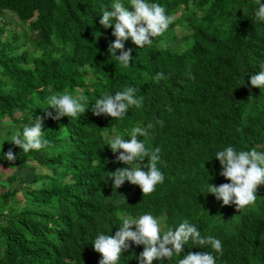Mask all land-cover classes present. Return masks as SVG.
Segmentation results:
<instances>
[{"label":"trees","instance_id":"1","mask_svg":"<svg viewBox=\"0 0 264 264\" xmlns=\"http://www.w3.org/2000/svg\"><path fill=\"white\" fill-rule=\"evenodd\" d=\"M114 2L0 0V264H99L97 234L114 236L122 217L148 213L166 230L188 220L222 244L217 253L189 240L179 256L153 264L204 251L216 264H264V185L239 211L207 192V182L230 183L219 175L218 151L264 152V88L250 85L264 65L258 0H148L174 21L143 48L125 41L128 66L108 51L114 29L99 23ZM126 87L143 98L139 107L117 119L93 115L97 99ZM65 90L86 97L85 113L45 119L48 144L38 151L12 144L32 115H44L47 98ZM149 123V135L138 138L160 149L163 183L144 195L127 181L113 190L109 173L127 165L115 163L109 139L128 140ZM9 149L12 162L3 159ZM142 251L132 244L118 264H138Z\"/></svg>","mask_w":264,"mask_h":264},{"label":"clouds","instance_id":"2","mask_svg":"<svg viewBox=\"0 0 264 264\" xmlns=\"http://www.w3.org/2000/svg\"><path fill=\"white\" fill-rule=\"evenodd\" d=\"M254 16L256 20L264 21V2L258 0ZM173 21L174 16L166 14V9L158 3L129 0L126 6L121 0H115L110 5V10L106 8L103 11L99 23L105 29H114L112 35L115 41L109 44L108 51L123 66H128L132 60V50H125L124 42L130 39L138 48H143L151 44L154 37L162 35ZM118 50L119 56L116 55ZM162 75L157 74L156 79L159 80ZM189 78L194 79V76L189 73ZM250 85L252 88H264V65H261L258 74L251 76ZM135 92V88L126 87L114 95L105 94L95 101L91 111L97 117L104 115L113 119L121 118L126 115L130 106L141 105L143 98H137ZM47 103L48 108L43 110V116H36L33 120L32 115L31 124L24 126L22 133L20 131L12 137L11 143L26 153L31 150L38 151L48 144V141L43 139L42 131L45 119L59 121L63 117H77L87 110L86 97L82 94L74 96L67 90L61 94L51 95L47 98ZM48 109L55 110V114ZM157 123L162 124L163 121ZM153 127L154 125L149 123L147 127L134 128L128 140L119 135L109 139L108 144L112 153H119L115 163L127 165L109 173L113 190L120 188L127 181L131 185L139 186L144 195L150 194L158 184L163 183L164 175L157 167L160 149H148L138 138L148 136L149 130ZM3 159L12 162L16 156L9 149L3 155ZM145 159L147 163H143ZM215 159L221 166L219 175L230 183L216 186L207 182L208 194L222 201L224 206L235 205L237 211L254 204L258 186L264 185V152H259L254 147L250 150L237 151L234 147L227 146L216 153ZM189 240L201 247L210 246L217 253L222 250L219 239L212 236L202 237L197 227L188 220H184L174 229L169 227L162 231L160 220L150 213L138 218L122 217L114 236L98 233L92 245L94 251L102 257L99 264H118L121 255L128 251L132 244L143 245V251L136 257L138 264H153V261L179 256L184 252L185 244ZM178 264H216V258L208 251L189 252L179 259Z\"/></svg>","mask_w":264,"mask_h":264},{"label":"rangeland","instance_id":"3","mask_svg":"<svg viewBox=\"0 0 264 264\" xmlns=\"http://www.w3.org/2000/svg\"><path fill=\"white\" fill-rule=\"evenodd\" d=\"M9 20L11 21V24H15L16 25V21H15V19L13 17H9ZM36 172L38 173V172H41V171L36 170ZM32 174H34V171L31 174L29 172V176L32 175ZM30 177H32V176H30ZM160 223H161V230L165 231L166 228H165L164 223H162V221H160Z\"/></svg>","mask_w":264,"mask_h":264}]
</instances>
